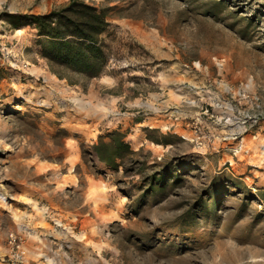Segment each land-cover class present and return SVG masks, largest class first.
I'll list each match as a JSON object with an SVG mask.
<instances>
[{
  "label": "rangeland",
  "instance_id": "rangeland-1",
  "mask_svg": "<svg viewBox=\"0 0 264 264\" xmlns=\"http://www.w3.org/2000/svg\"><path fill=\"white\" fill-rule=\"evenodd\" d=\"M68 1L0 0V263L12 232L20 264H264V0H81L115 33L89 82L1 17ZM112 130L117 169L83 152Z\"/></svg>",
  "mask_w": 264,
  "mask_h": 264
},
{
  "label": "trees",
  "instance_id": "trees-1",
  "mask_svg": "<svg viewBox=\"0 0 264 264\" xmlns=\"http://www.w3.org/2000/svg\"><path fill=\"white\" fill-rule=\"evenodd\" d=\"M2 16L13 28L30 27L34 30L33 46L60 79L67 80L69 74L89 82L100 77L108 67L109 43L114 40L115 33L107 20V9L96 8L81 0H69L45 13H2ZM3 78L0 69V80ZM83 152L117 169L118 162L131 155L133 150L124 133L112 130L99 134L89 151ZM173 176L167 170L152 174L147 180L146 191L164 188Z\"/></svg>",
  "mask_w": 264,
  "mask_h": 264
},
{
  "label": "built area",
  "instance_id": "built-area-1",
  "mask_svg": "<svg viewBox=\"0 0 264 264\" xmlns=\"http://www.w3.org/2000/svg\"><path fill=\"white\" fill-rule=\"evenodd\" d=\"M245 124V122L243 123ZM6 252L3 255L5 264H20L23 260L22 241L12 232L6 237Z\"/></svg>",
  "mask_w": 264,
  "mask_h": 264
},
{
  "label": "crops",
  "instance_id": "crops-1",
  "mask_svg": "<svg viewBox=\"0 0 264 264\" xmlns=\"http://www.w3.org/2000/svg\"><path fill=\"white\" fill-rule=\"evenodd\" d=\"M43 13H44V12H43ZM106 68H108V67H106ZM104 71H105V70H104ZM28 249L31 250L32 253H34L35 250H37L36 247H32V245H30V244H29V246H28ZM0 264H1V263H0Z\"/></svg>",
  "mask_w": 264,
  "mask_h": 264
},
{
  "label": "bare ground",
  "instance_id": "bare-ground-1",
  "mask_svg": "<svg viewBox=\"0 0 264 264\" xmlns=\"http://www.w3.org/2000/svg\"><path fill=\"white\" fill-rule=\"evenodd\" d=\"M196 66H197V67H200L199 63L196 62Z\"/></svg>",
  "mask_w": 264,
  "mask_h": 264
}]
</instances>
